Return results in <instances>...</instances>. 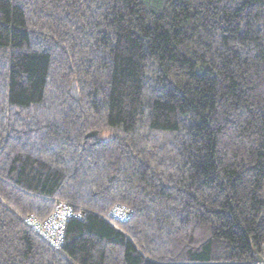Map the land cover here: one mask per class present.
<instances>
[{
  "label": "trees",
  "instance_id": "trees-1",
  "mask_svg": "<svg viewBox=\"0 0 264 264\" xmlns=\"http://www.w3.org/2000/svg\"><path fill=\"white\" fill-rule=\"evenodd\" d=\"M263 252L264 0H0V264Z\"/></svg>",
  "mask_w": 264,
  "mask_h": 264
},
{
  "label": "built area",
  "instance_id": "built-area-1",
  "mask_svg": "<svg viewBox=\"0 0 264 264\" xmlns=\"http://www.w3.org/2000/svg\"><path fill=\"white\" fill-rule=\"evenodd\" d=\"M56 202L55 209L45 220L38 221L34 217H26L25 220L52 246L58 247L62 240L65 221L72 215V211L71 206L66 201ZM111 217L113 216L110 215L109 218L111 219ZM109 222L111 221L109 220Z\"/></svg>",
  "mask_w": 264,
  "mask_h": 264
},
{
  "label": "rangeland",
  "instance_id": "rangeland-1",
  "mask_svg": "<svg viewBox=\"0 0 264 264\" xmlns=\"http://www.w3.org/2000/svg\"><path fill=\"white\" fill-rule=\"evenodd\" d=\"M57 201H60V200H57ZM62 201H64V200H62ZM56 204H57V202L55 203V206H56ZM55 206H54V209H55ZM54 209H53V210H54ZM52 212H53V211H52ZM108 215H109V214H108ZM105 219H106L107 221H109L108 217H106ZM263 258H264V252H263ZM263 263H264V261H263Z\"/></svg>",
  "mask_w": 264,
  "mask_h": 264
},
{
  "label": "water",
  "instance_id": "water-1",
  "mask_svg": "<svg viewBox=\"0 0 264 264\" xmlns=\"http://www.w3.org/2000/svg\"><path fill=\"white\" fill-rule=\"evenodd\" d=\"M257 260L261 262L262 258L261 257H258Z\"/></svg>",
  "mask_w": 264,
  "mask_h": 264
},
{
  "label": "crops",
  "instance_id": "crops-1",
  "mask_svg": "<svg viewBox=\"0 0 264 264\" xmlns=\"http://www.w3.org/2000/svg\"><path fill=\"white\" fill-rule=\"evenodd\" d=\"M257 264H264L263 262H257Z\"/></svg>",
  "mask_w": 264,
  "mask_h": 264
},
{
  "label": "clouds",
  "instance_id": "clouds-1",
  "mask_svg": "<svg viewBox=\"0 0 264 264\" xmlns=\"http://www.w3.org/2000/svg\"><path fill=\"white\" fill-rule=\"evenodd\" d=\"M260 262V261H259ZM262 262V261H261Z\"/></svg>",
  "mask_w": 264,
  "mask_h": 264
}]
</instances>
